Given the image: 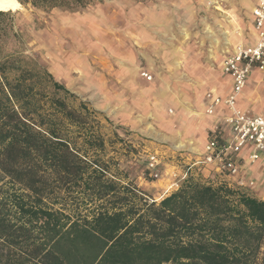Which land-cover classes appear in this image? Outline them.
Returning <instances> with one entry per match:
<instances>
[{
  "label": "trees",
  "instance_id": "1",
  "mask_svg": "<svg viewBox=\"0 0 264 264\" xmlns=\"http://www.w3.org/2000/svg\"><path fill=\"white\" fill-rule=\"evenodd\" d=\"M12 11L0 9V264H264V200L189 178L157 202L124 183L87 103L72 107L79 97L26 53Z\"/></svg>",
  "mask_w": 264,
  "mask_h": 264
},
{
  "label": "rangeland",
  "instance_id": "2",
  "mask_svg": "<svg viewBox=\"0 0 264 264\" xmlns=\"http://www.w3.org/2000/svg\"><path fill=\"white\" fill-rule=\"evenodd\" d=\"M213 5L236 15L235 20L239 23L236 24L239 29L235 31L236 35L249 32L250 17L241 0H102L76 13L57 9L46 12L23 5L17 11H12L15 7L5 10L12 11L9 17L21 35L26 53L36 55L57 80L79 97L66 98L68 103L76 108L81 100L87 103L91 113L88 127L105 140V158L113 168L118 163L121 180L134 183L148 195L159 198L160 195L170 194L163 193L173 174L182 176L188 167L186 163L194 160L189 155L181 156L182 152L178 151L181 148L175 147L178 140L166 125L154 124L160 133L156 134L148 131L147 123L135 126L118 122L115 111L110 112L105 108L108 105L113 108L115 103L114 84L112 79L109 80L115 67L114 50L117 48L121 53L128 54L132 45H139L140 33L137 28L140 22L147 21L149 9L166 7L170 16L174 11L180 16L179 10L187 9L180 17L178 24L181 27L178 28L182 31V27L187 30L192 27L189 32H194L198 29V25L194 24L196 18L205 14L202 9L211 7L209 11L214 10ZM210 12V15H214L211 14L213 11ZM78 24L82 28H77ZM61 95L64 96L63 93ZM82 142L79 140V144ZM198 146L201 145L198 143ZM152 152H157L160 157L158 168L162 177L156 180L144 176L148 174V155ZM188 173L184 182L194 178L215 185L212 181L219 179L212 165L203 169L194 166ZM255 174L261 176L256 177L257 193L264 195V171L257 169Z\"/></svg>",
  "mask_w": 264,
  "mask_h": 264
},
{
  "label": "crops",
  "instance_id": "3",
  "mask_svg": "<svg viewBox=\"0 0 264 264\" xmlns=\"http://www.w3.org/2000/svg\"><path fill=\"white\" fill-rule=\"evenodd\" d=\"M241 3L250 17V30L244 35L235 34L239 30L236 15L226 13L229 11L218 5H213V13L209 11L211 7L202 9L205 14L195 17L198 29L194 32H189L192 27H182V31L178 28L187 9H180V16L173 10L174 15H168L166 7L149 9L147 21L140 22L137 28L139 47L132 45L128 54L114 50L115 67L109 80L115 88L116 120L135 126L151 124L154 130L146 128L156 134L160 133L154 124L166 125L177 140L194 143L179 149L181 156L203 153L214 120L205 113V94L209 90L222 96L230 92L231 79L222 71L225 56L238 43L255 42L251 11L256 0ZM141 71L152 75V81L141 76ZM108 106L105 108L110 111L112 106ZM237 106L250 115H264V79L259 71L252 73ZM257 169L264 171V167L261 163L254 165V176L259 178ZM153 197L159 202L165 196Z\"/></svg>",
  "mask_w": 264,
  "mask_h": 264
},
{
  "label": "built area",
  "instance_id": "4",
  "mask_svg": "<svg viewBox=\"0 0 264 264\" xmlns=\"http://www.w3.org/2000/svg\"><path fill=\"white\" fill-rule=\"evenodd\" d=\"M251 14L255 42L235 45L225 56L222 65L223 73L231 79L230 92L222 96L209 90L205 94V113L214 120L204 151L192 156L194 161L186 163L188 167L182 176L173 174L164 195L178 190L187 180L185 178H188L192 167L203 169L212 165L219 177L216 182L212 181L216 186L224 185L237 194L264 200V196L257 193L258 181L253 173L255 164L261 163L264 167V115H250L237 106V100L247 87L252 73L257 70L264 79V0H256ZM141 75L152 80V75L147 71ZM218 109L221 111L219 114ZM148 160V176L144 175L145 178H161L159 154L149 153Z\"/></svg>",
  "mask_w": 264,
  "mask_h": 264
},
{
  "label": "bare ground",
  "instance_id": "5",
  "mask_svg": "<svg viewBox=\"0 0 264 264\" xmlns=\"http://www.w3.org/2000/svg\"><path fill=\"white\" fill-rule=\"evenodd\" d=\"M251 3V2H250ZM17 5V2H16V0H0V9H8V8H12V7H14V6H16ZM79 20V19H78ZM80 22V21H79ZM65 23V22H64ZM70 25H72V24H70ZM77 28H82V26L81 25H77L76 26ZM62 71V70H61ZM59 72V71H58ZM98 97V96H97ZM95 99V98H94ZM99 100V99H98ZM98 106V105H97ZM114 110H113V108H111L110 109V112H113ZM147 128L148 129H151V130H154V128H153V126L151 125V124H149L148 126H147ZM191 145V144H194V143H192L191 141L190 142H187V141H185V139L183 140V139H179L178 141H177V145L175 146L176 148H182V147H185L186 145Z\"/></svg>",
  "mask_w": 264,
  "mask_h": 264
}]
</instances>
